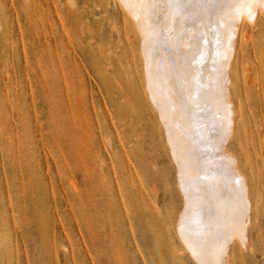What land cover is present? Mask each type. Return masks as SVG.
Returning <instances> with one entry per match:
<instances>
[{
	"label": "rangeland",
	"instance_id": "1",
	"mask_svg": "<svg viewBox=\"0 0 264 264\" xmlns=\"http://www.w3.org/2000/svg\"><path fill=\"white\" fill-rule=\"evenodd\" d=\"M120 3L0 0V264H196L177 231L179 169ZM263 11L243 20L234 69L231 152L253 206L226 264H264Z\"/></svg>",
	"mask_w": 264,
	"mask_h": 264
},
{
	"label": "bare ground",
	"instance_id": "2",
	"mask_svg": "<svg viewBox=\"0 0 264 264\" xmlns=\"http://www.w3.org/2000/svg\"><path fill=\"white\" fill-rule=\"evenodd\" d=\"M176 2L120 4L133 18L145 90L166 126L179 169L185 208L177 220L178 235L196 264H226L227 244L234 237L248 240L253 206L249 181L231 152L238 135L234 69L245 37L243 20L256 23L264 7L253 8L254 18L229 19L203 7L225 0H178L185 5L179 11Z\"/></svg>",
	"mask_w": 264,
	"mask_h": 264
},
{
	"label": "snow or ice",
	"instance_id": "3",
	"mask_svg": "<svg viewBox=\"0 0 264 264\" xmlns=\"http://www.w3.org/2000/svg\"><path fill=\"white\" fill-rule=\"evenodd\" d=\"M257 5L264 7V0H225V2L221 4H205L203 7L207 11H215L217 14L226 15L229 19H234L245 14H247L250 18H254L253 8ZM174 7L179 11L184 9L185 5L177 0Z\"/></svg>",
	"mask_w": 264,
	"mask_h": 264
}]
</instances>
